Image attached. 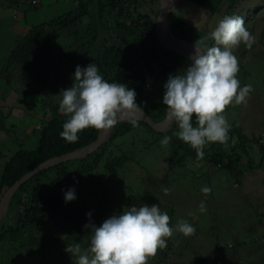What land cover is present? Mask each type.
I'll return each instance as SVG.
<instances>
[{"label": "rangeland", "instance_id": "374dc122", "mask_svg": "<svg viewBox=\"0 0 264 264\" xmlns=\"http://www.w3.org/2000/svg\"><path fill=\"white\" fill-rule=\"evenodd\" d=\"M87 1L91 2L87 8L90 16L61 29L59 37L53 41L52 55L56 63L50 69L52 78L48 90L35 83L26 65L8 68L11 51L29 31L75 15L86 7ZM165 1L139 0L140 12L156 20ZM95 2L27 0L17 10L6 6L0 9V92H4L7 128L14 133L8 142L0 144V181L4 165L19 151L22 141L40 138L44 114L48 112V121L52 119L51 106H59L60 92L72 86L76 66L86 68L105 49L130 48L131 45L139 48L135 38L116 31L108 18L100 24ZM226 15L242 16L246 28L257 38L251 49L241 44L234 52L239 59L237 78L241 87L251 84L254 89L246 104L229 106L225 113L230 129L240 127L252 140L245 144L247 150L237 143L235 150L232 143L224 147L228 158L234 161V171L209 160L208 156L213 153L210 144L203 149V159L190 155L186 165L172 167L169 163L171 143L167 147L160 143L167 131L159 135L139 127L110 144L108 156L97 170L84 177L79 205L87 206L93 219L97 216L108 219L132 206L143 205H159L160 211L170 216L174 234L167 240V247L159 250L149 264H218L220 259V264H264V244H245L247 239L264 237V151L261 144L264 138V0H185L169 24L183 22L188 29L182 36L195 43L214 30ZM96 32L98 38L93 41V48L83 44L87 38L92 40ZM175 34L181 36L179 32ZM208 43L213 45L212 40ZM139 55L142 70L149 79L141 50ZM163 63L169 64L170 59L158 51L153 64L161 69ZM125 122L117 124L114 130ZM32 147L28 145L29 149ZM111 157H120L123 161L116 174L105 168L106 160ZM205 186L211 189L207 195L201 191ZM164 189H169V194L166 195ZM202 201L205 212L199 211ZM12 216L14 213L7 212L2 222L16 225L17 219L11 220ZM179 220L192 224L195 234L185 237L176 231ZM60 239L61 244L46 258L41 249L5 241L0 248V264H77V257L66 252V246L79 243L83 250L90 247L91 238L82 244L74 228ZM221 244H231L233 248L219 252Z\"/></svg>", "mask_w": 264, "mask_h": 264}, {"label": "trees", "instance_id": "16d2710c", "mask_svg": "<svg viewBox=\"0 0 264 264\" xmlns=\"http://www.w3.org/2000/svg\"><path fill=\"white\" fill-rule=\"evenodd\" d=\"M26 1L0 0V9L6 6L10 10H17ZM90 3L87 1L86 7L75 15L33 28L11 51L8 68L18 64L26 65L35 83L43 88L47 87L48 90V82L52 78L50 69L55 67L56 63L52 55L53 41L59 37L61 29L90 16L87 9ZM95 6L100 24L103 25V19L108 18L116 26V31L135 38L136 44L139 46L138 49L132 45L130 48L112 47L99 53L94 63L100 74L108 82L124 83L128 88L134 90L136 103L154 122H162L167 115L166 106L163 105L164 84L170 75L184 74L189 63L180 56H169L156 47L153 37L155 20L152 16L140 12L139 0H96ZM170 26L176 38L185 40L182 35L187 32L188 28L183 22L173 21ZM175 32H179L181 36H177ZM97 38L96 32L92 36V40L87 38L83 44L86 43L88 47L93 48V41H96ZM125 41L129 45V41L127 39ZM140 50L145 56L143 61L147 64L149 79L146 78L141 67ZM158 51L170 59V63L167 65L163 63L161 69L155 68L153 64ZM85 57L87 58V56ZM55 73L57 72L55 71ZM51 107L53 108V117L48 121V112L46 111L47 113L44 114L38 146L35 149L21 147L4 165L1 173L0 194L6 187L9 189L23 175L45 161L84 148L97 140L100 131L93 128L78 133L79 139L75 143H69L62 139L60 133L63 131V124L69 117L59 112V106L52 105ZM7 117L3 118L0 115V129L11 133L5 124ZM193 124L195 126V118H193ZM139 127H145L154 132L150 126L143 122L137 121V126H133L132 123L126 121L112 132L108 142L94 154L79 162L51 168L26 182L14 196L8 209V212L14 213L11 220L17 219L16 225H7L5 222H1L0 248L5 241L22 242L30 249H41L43 258H46V255L48 256L61 244L60 237L66 235L72 228L77 230L78 240L82 244L86 239L91 238V230H86L84 225L92 223L98 227L106 219L101 216H97L95 219L89 218L87 214L90 209L85 205H79V195L84 186V177L97 170L102 160L108 156L110 144ZM178 131V125L174 122L171 129L165 133L166 136L171 137L172 149L169 163L172 167L186 165L190 155L197 159L195 150L174 134ZM233 137L237 138L238 146L242 145L246 150L245 144L252 141L240 127L230 129L228 143H232ZM233 148L235 150L236 146ZM210 149L213 150V153L208 156L211 162L215 161L222 168L234 171V161L228 158L229 154L224 150L223 145L212 143ZM262 149L264 151V145ZM122 165L123 161L120 157H116V159L111 157L106 160L105 168L110 170L111 174H116L118 167H122ZM69 189L75 190L76 199L65 202V193Z\"/></svg>", "mask_w": 264, "mask_h": 264}, {"label": "clouds", "instance_id": "9594fccd", "mask_svg": "<svg viewBox=\"0 0 264 264\" xmlns=\"http://www.w3.org/2000/svg\"><path fill=\"white\" fill-rule=\"evenodd\" d=\"M209 40L214 44L210 46ZM256 42L242 16L226 15L214 30L195 41L191 64L184 74L170 75L164 84L163 105L168 118L179 129L174 134L196 151L198 160L203 159L206 145L229 146L231 125L225 113L229 106L246 104L254 91L251 84L241 87L237 78L239 59L234 52L241 44L251 49ZM59 95L62 97L59 112L69 117L60 136L69 143L77 142L78 133L88 128L109 131L124 119L137 126L134 117L140 106L136 103V92L124 83L106 81L95 63L86 68L76 66L72 86ZM170 140L171 137L165 136L160 143L167 147ZM236 143L237 138L233 137L232 145ZM201 191L207 195L211 189L205 186ZM164 192L169 194V189ZM75 199V190L69 189L65 202ZM199 211H206L203 201ZM87 215L91 217V213ZM84 228L92 233L90 247L83 250L76 243L65 248L77 257V264H149L174 234L170 216L161 212L159 205L132 206L98 227L88 223ZM176 231L189 237L196 229L179 220Z\"/></svg>", "mask_w": 264, "mask_h": 264}, {"label": "water", "instance_id": "95a60500", "mask_svg": "<svg viewBox=\"0 0 264 264\" xmlns=\"http://www.w3.org/2000/svg\"><path fill=\"white\" fill-rule=\"evenodd\" d=\"M185 0H176L172 6L169 8L164 7V3L162 8L160 9L159 13L156 16L155 20V30H154V40L156 47L163 53L168 54L169 56L175 57L180 56L184 58L189 65L191 64L190 56L191 54L187 51L181 50V49H174L164 43L161 40V32L164 26H169V20L172 16L175 15V13L181 9L183 6ZM171 29V28H170ZM175 36V35H174ZM178 39V38H176ZM183 43L189 44L191 46H194V43H190L188 41L178 39ZM137 121L143 122L150 126L154 132L156 133H164L166 131H169L171 129L172 124L174 121L170 120L168 116L164 118L162 122L156 123L154 122L149 115L145 112L143 108L140 106V111L136 113V116L134 117ZM115 127L109 131H100L98 134V138L95 142L91 143L90 145L81 148L79 150L73 151L71 153H68L63 156H58L51 158L44 163L38 165L34 170L27 172L25 175H23L16 183H14L9 189H4L2 193L0 194V225L2 222L3 217L8 212V209L10 207V204L16 196V194L19 192L21 187L28 182L29 180L33 179L37 175L54 168L59 165L68 164V163H74L79 162L90 155L97 152L106 142H108L110 135L114 131Z\"/></svg>", "mask_w": 264, "mask_h": 264}, {"label": "bare ground", "instance_id": "6f19581e", "mask_svg": "<svg viewBox=\"0 0 264 264\" xmlns=\"http://www.w3.org/2000/svg\"><path fill=\"white\" fill-rule=\"evenodd\" d=\"M176 0H167L164 2V7L169 8ZM161 40L174 49H181L192 54L194 46L183 43L176 39L169 26H164L161 32ZM127 119L122 120L120 123L125 122ZM119 124V123H118Z\"/></svg>", "mask_w": 264, "mask_h": 264}, {"label": "crops", "instance_id": "0c3cea01", "mask_svg": "<svg viewBox=\"0 0 264 264\" xmlns=\"http://www.w3.org/2000/svg\"><path fill=\"white\" fill-rule=\"evenodd\" d=\"M29 32L27 34H29ZM14 90H16V89H14ZM33 91H36V90H33ZM1 93H2V91L0 92V115L3 116V118H4V92H3V94H1ZM6 125H8V124L6 123ZM13 134H14L13 132L8 133V132L4 131V129H0V144L4 145V143L8 142L12 138ZM24 142L22 141V143L20 144L21 147H25V148L29 149L28 145L32 144L33 145L32 149H35L38 146L39 138L38 139L37 138L36 139L29 138L28 140H26L25 143ZM247 240H249V239H247ZM262 251H264V248L262 249Z\"/></svg>", "mask_w": 264, "mask_h": 264}, {"label": "built area", "instance_id": "2783aa9c", "mask_svg": "<svg viewBox=\"0 0 264 264\" xmlns=\"http://www.w3.org/2000/svg\"><path fill=\"white\" fill-rule=\"evenodd\" d=\"M35 4H37V2H34ZM14 19H19L18 15L14 16ZM261 144L264 145V138L261 139ZM264 244V237H254L252 239L246 240L245 244L247 245H251V244ZM235 247V246H234ZM233 248V245L228 244V245H224L221 244V246L219 247V252L223 251V250H231ZM221 260V259H220ZM218 261V264L221 263V261Z\"/></svg>", "mask_w": 264, "mask_h": 264}]
</instances>
